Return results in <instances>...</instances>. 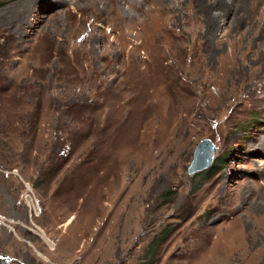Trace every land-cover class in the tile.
Listing matches in <instances>:
<instances>
[{
    "label": "rangeland",
    "instance_id": "rangeland-1",
    "mask_svg": "<svg viewBox=\"0 0 264 264\" xmlns=\"http://www.w3.org/2000/svg\"><path fill=\"white\" fill-rule=\"evenodd\" d=\"M234 2L0 0V258L264 264V0Z\"/></svg>",
    "mask_w": 264,
    "mask_h": 264
},
{
    "label": "water",
    "instance_id": "water-1",
    "mask_svg": "<svg viewBox=\"0 0 264 264\" xmlns=\"http://www.w3.org/2000/svg\"><path fill=\"white\" fill-rule=\"evenodd\" d=\"M195 148L193 160L188 167L190 174L209 169L218 149L214 142L209 138L202 139Z\"/></svg>",
    "mask_w": 264,
    "mask_h": 264
},
{
    "label": "trees",
    "instance_id": "trees-1",
    "mask_svg": "<svg viewBox=\"0 0 264 264\" xmlns=\"http://www.w3.org/2000/svg\"><path fill=\"white\" fill-rule=\"evenodd\" d=\"M0 264H9V262L7 261V259L5 258H0Z\"/></svg>",
    "mask_w": 264,
    "mask_h": 264
},
{
    "label": "bare ground",
    "instance_id": "bare-ground-1",
    "mask_svg": "<svg viewBox=\"0 0 264 264\" xmlns=\"http://www.w3.org/2000/svg\"><path fill=\"white\" fill-rule=\"evenodd\" d=\"M235 0H231V4L233 5L235 2H234Z\"/></svg>",
    "mask_w": 264,
    "mask_h": 264
}]
</instances>
